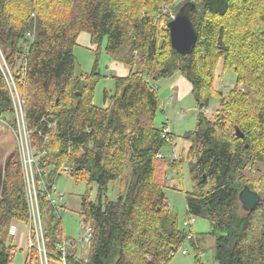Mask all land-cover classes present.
<instances>
[{
    "label": "trees",
    "instance_id": "trees-1",
    "mask_svg": "<svg viewBox=\"0 0 264 264\" xmlns=\"http://www.w3.org/2000/svg\"><path fill=\"white\" fill-rule=\"evenodd\" d=\"M183 2H192L190 18L198 32L187 56L172 48L168 30L181 2L0 0V52L24 101L40 167L50 168L46 191L52 192L64 166L88 185L79 213L92 229L86 256L77 240L66 239L47 193L40 197L49 264H63L64 242L66 264H169L185 242L193 241L191 231L180 229L165 193L167 161L161 151L173 136L162 135L167 123L155 125L156 85L176 74L190 83L199 111L196 130L184 136L194 184L185 193L189 221L193 216L210 222L218 264H264V205L245 212L239 202L245 186L264 194V171L257 172L264 165V0ZM82 33L97 58L90 81L77 72L74 48ZM105 41L109 58L128 73L115 77L110 104L102 108L94 104V77ZM221 63L237 78L227 98L215 89ZM212 99L220 103L214 120L206 116ZM13 113L0 67V118ZM117 181L121 187L112 201L106 194ZM92 184L98 189L96 202L89 196ZM26 196L15 151L6 159L0 194V264H13L24 252L10 229L14 222L29 223ZM202 259V253L196 255L197 264ZM23 264H40L35 248L26 249Z\"/></svg>",
    "mask_w": 264,
    "mask_h": 264
},
{
    "label": "rangeland",
    "instance_id": "rangeland-1",
    "mask_svg": "<svg viewBox=\"0 0 264 264\" xmlns=\"http://www.w3.org/2000/svg\"><path fill=\"white\" fill-rule=\"evenodd\" d=\"M175 4H179L180 8L187 2L184 0H174ZM179 12V11H178ZM104 45V47H103ZM102 45L101 53L98 56V71L94 78V104L99 107H106L110 104L111 96L116 89V76H122L114 65H121L109 58L106 53L105 46L106 41ZM74 54L77 59V72L83 74L91 80L93 74L96 55L94 48L90 44L88 34L82 33L77 45L74 48ZM5 60L3 53L0 52V67L6 71ZM124 67V66H123ZM125 68V67H124ZM128 70H125L126 74ZM180 79V76L176 74L173 78L164 79L157 83L158 96L160 99V109L157 114L155 125L158 128H162L165 123L168 124L170 133L173 136V143L165 146L161 151V157L164 158L167 163L162 168V175L166 184L165 193L167 197L168 205L172 212L178 217L180 229L185 230L186 233L190 231L193 241L185 242L178 252L174 255L169 264H197L196 262V245L197 240L204 256L202 264H218L215 258L216 250V238L211 236L213 230L209 221L193 217L195 222L191 226L187 224L189 221V215L186 207V192H192L194 184L191 178L188 159V151L190 148V142L187 141L184 136L188 132L195 131L198 124V108L197 103L191 94L190 83L186 87L180 88L175 85ZM236 75L230 69H225L221 64L217 69V79L215 81V89L223 94L224 98H227L228 93L235 87ZM8 86H10L15 95L16 93L21 96L16 83L8 77ZM173 87V88H172ZM107 94V100L105 95ZM106 100V101H105ZM220 110V103L217 99H212L210 107L206 110V116L210 120H214ZM15 120V113L13 116L7 115L0 118V168L5 166L7 157L14 153L16 150V132L13 126ZM175 161H178L174 166ZM264 165L258 166L259 173H263ZM89 196L91 200L97 201L98 189L96 184H92ZM121 184L119 181L111 183L106 194L109 200H117L118 193ZM54 196L59 193L63 195L62 201H57V208L59 217L62 220V225L65 231V237L67 240H79L81 236V218L79 213L81 212L82 195L88 190V185L82 181H76L67 173L62 175L55 182ZM44 222V221H43ZM45 225V223H44ZM20 228L25 234L23 241V250L27 249L28 227L25 224H20ZM187 250L188 255H183L182 251ZM24 259L22 253L18 252L15 255L13 264H23ZM51 264H58L53 261Z\"/></svg>",
    "mask_w": 264,
    "mask_h": 264
},
{
    "label": "built area",
    "instance_id": "built-area-1",
    "mask_svg": "<svg viewBox=\"0 0 264 264\" xmlns=\"http://www.w3.org/2000/svg\"><path fill=\"white\" fill-rule=\"evenodd\" d=\"M6 78L10 77L12 79L11 72L9 71L7 65L5 64ZM13 80V79H12ZM14 81V80H13ZM8 82V81H7ZM15 113V132H16V150L21 163L22 173L24 176V181L26 185V197L28 203L29 211V223L28 227V238H27V248H35L38 251L40 264H49L48 252L45 244V225L41 213L40 197L47 193V201L52 205L57 206V201H62L63 195L59 193L56 197L54 196L55 186L52 192L46 191V177L50 172V168L40 167V155L36 151V147L32 143L31 133L28 129L26 123V114L24 101L17 93L15 95L13 89L9 86ZM170 134L169 127L163 129V137L168 139ZM48 138V136H47ZM62 171L69 173L70 169L68 166H64ZM195 219H191L187 222L193 224ZM81 236L77 241L79 252L82 256H86L90 249V242L92 238V229L81 222ZM10 234L13 237L15 243L21 246L25 234L21 231L20 224L14 222L10 229ZM68 242H64L60 245V250L63 255L61 256V262L66 264V249ZM187 250H183L182 254L186 255Z\"/></svg>",
    "mask_w": 264,
    "mask_h": 264
},
{
    "label": "water",
    "instance_id": "water-1",
    "mask_svg": "<svg viewBox=\"0 0 264 264\" xmlns=\"http://www.w3.org/2000/svg\"><path fill=\"white\" fill-rule=\"evenodd\" d=\"M192 2L185 3L177 15L168 23L172 48L183 56L191 55L195 49L198 32L190 18ZM236 136L243 139L244 134L236 127ZM4 180V168H0V194ZM239 202L245 212L254 210L259 204L264 205V194L260 195L249 186H245L239 193Z\"/></svg>",
    "mask_w": 264,
    "mask_h": 264
},
{
    "label": "crops",
    "instance_id": "crops-1",
    "mask_svg": "<svg viewBox=\"0 0 264 264\" xmlns=\"http://www.w3.org/2000/svg\"><path fill=\"white\" fill-rule=\"evenodd\" d=\"M114 64H116V62H114ZM114 67L115 68H117V70L119 71V73L122 75V76H125L126 74H124L125 73V68L123 67V66H121V65H114ZM179 76H180V79L176 82V84L175 85H177V86H179L180 88H182V87H186V85L188 84L186 81V79L185 78H183V76L182 75H180V74H178ZM173 88V87H172ZM190 91H191V87H190ZM21 231H22V229H21ZM23 232V231H22ZM24 233V232H23ZM23 241H24V238H23V240H22V244H21V247L23 246ZM196 243H197V240H196ZM196 255H198L199 253H202V255L204 256V254H203V252H202V250H201V248H200V246L198 245V243H197V245H196ZM189 253V252H188ZM188 253L186 254V255H188ZM22 255H23V259L25 258V251L22 253Z\"/></svg>",
    "mask_w": 264,
    "mask_h": 264
}]
</instances>
